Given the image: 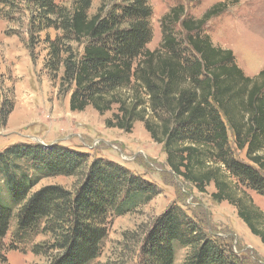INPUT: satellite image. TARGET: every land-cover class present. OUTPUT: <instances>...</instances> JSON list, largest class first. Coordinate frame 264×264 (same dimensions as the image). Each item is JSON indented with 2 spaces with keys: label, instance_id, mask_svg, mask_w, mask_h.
<instances>
[{
  "label": "trees",
  "instance_id": "1",
  "mask_svg": "<svg viewBox=\"0 0 264 264\" xmlns=\"http://www.w3.org/2000/svg\"><path fill=\"white\" fill-rule=\"evenodd\" d=\"M0 4L28 12L26 46L33 54L43 43L44 70L52 85L69 93L72 112L89 106L100 115L113 111L105 126L124 132L141 122L162 145L169 169L200 192L213 184L212 200L234 206L264 245V211L247 192L264 196V69L246 75L233 52L214 45L205 33L206 22L226 8L225 1L199 18L187 14L183 4L171 6L161 18V41L154 50L147 47L149 0L102 1L92 14V0ZM1 89L3 126L13 105ZM89 156L59 144L0 151V259L14 221L16 240L38 229L49 235L47 247L32 249L55 251L46 264H88L107 237L108 217L134 212L159 193L126 167ZM50 176H73L75 185L34 189ZM139 241L140 264H174L177 246L187 249L181 264H240L176 204L155 217Z\"/></svg>",
  "mask_w": 264,
  "mask_h": 264
},
{
  "label": "rangeland",
  "instance_id": "2",
  "mask_svg": "<svg viewBox=\"0 0 264 264\" xmlns=\"http://www.w3.org/2000/svg\"><path fill=\"white\" fill-rule=\"evenodd\" d=\"M55 1L69 4L71 0ZM102 1L110 2L92 0L91 14ZM222 1L227 3L226 8L206 22L205 33L214 45L233 52L237 65L246 75L257 74L264 69V0H149L152 39L148 49L158 48L161 18L171 6L183 4L187 14L199 18ZM0 9V87L13 105L6 124L0 126V151L13 145L39 143L42 149H48L59 144L88 153L90 161L104 158L118 163L159 191L138 210L120 215L112 213L108 217L107 237L99 255L88 264H140L141 231L172 204L195 218L207 235L224 243L240 264H264V245L250 233L236 208L226 201L212 200L213 184L200 192L175 175L166 164L162 145L151 139L141 122H135L130 132H124L105 126L104 119L113 111L100 115L89 106L84 111L72 112L69 93L60 90L58 84L52 85L44 70L43 43L36 45L33 54L26 46L28 12L23 6L9 9L0 4ZM2 14L7 15L3 18ZM48 33L51 38L55 34L52 29ZM53 183L73 188L75 178L45 177L34 189ZM247 192L264 211V196L250 189ZM13 231L14 221L4 239L7 249L3 250L0 264H46L48 256L55 254L50 250L47 254L32 251L34 245L47 247L49 235L39 229L19 240L13 237ZM186 253V248L177 246L174 264H181Z\"/></svg>",
  "mask_w": 264,
  "mask_h": 264
}]
</instances>
